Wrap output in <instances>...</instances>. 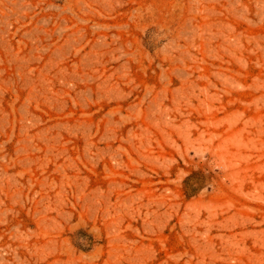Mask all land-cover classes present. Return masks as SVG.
Here are the masks:
<instances>
[{
	"label": "rangeland",
	"instance_id": "obj_1",
	"mask_svg": "<svg viewBox=\"0 0 264 264\" xmlns=\"http://www.w3.org/2000/svg\"><path fill=\"white\" fill-rule=\"evenodd\" d=\"M0 264H264V0H0Z\"/></svg>",
	"mask_w": 264,
	"mask_h": 264
}]
</instances>
